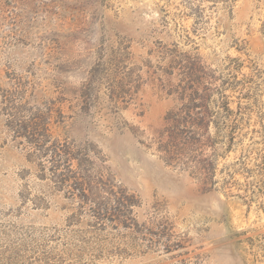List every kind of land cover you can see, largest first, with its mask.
Here are the masks:
<instances>
[{
  "label": "rangeland",
  "instance_id": "obj_1",
  "mask_svg": "<svg viewBox=\"0 0 264 264\" xmlns=\"http://www.w3.org/2000/svg\"><path fill=\"white\" fill-rule=\"evenodd\" d=\"M0 264H264V0H0Z\"/></svg>",
  "mask_w": 264,
  "mask_h": 264
},
{
  "label": "trees",
  "instance_id": "obj_2",
  "mask_svg": "<svg viewBox=\"0 0 264 264\" xmlns=\"http://www.w3.org/2000/svg\"><path fill=\"white\" fill-rule=\"evenodd\" d=\"M225 112H226V116H229V115H231L232 110L230 109V107L226 106ZM225 128L227 129V131L224 134H222V136L227 137L229 139V141L230 140L232 141L233 140V131H228L229 125H227V124H226ZM230 128H233V127L230 126Z\"/></svg>",
  "mask_w": 264,
  "mask_h": 264
}]
</instances>
